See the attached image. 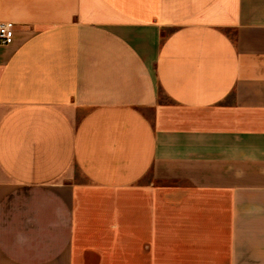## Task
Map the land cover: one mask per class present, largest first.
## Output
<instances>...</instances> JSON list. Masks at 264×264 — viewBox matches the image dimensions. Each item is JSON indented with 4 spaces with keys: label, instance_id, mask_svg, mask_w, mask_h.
Listing matches in <instances>:
<instances>
[{
    "label": "crops",
    "instance_id": "crops-1",
    "mask_svg": "<svg viewBox=\"0 0 264 264\" xmlns=\"http://www.w3.org/2000/svg\"><path fill=\"white\" fill-rule=\"evenodd\" d=\"M0 22V264H264V0Z\"/></svg>",
    "mask_w": 264,
    "mask_h": 264
},
{
    "label": "built area",
    "instance_id": "built-area-1",
    "mask_svg": "<svg viewBox=\"0 0 264 264\" xmlns=\"http://www.w3.org/2000/svg\"><path fill=\"white\" fill-rule=\"evenodd\" d=\"M13 40V23L0 22V44L8 45Z\"/></svg>",
    "mask_w": 264,
    "mask_h": 264
}]
</instances>
